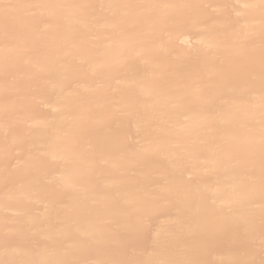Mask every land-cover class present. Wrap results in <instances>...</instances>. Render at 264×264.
I'll list each match as a JSON object with an SVG mask.
<instances>
[{
	"label": "bare ground",
	"instance_id": "1",
	"mask_svg": "<svg viewBox=\"0 0 264 264\" xmlns=\"http://www.w3.org/2000/svg\"><path fill=\"white\" fill-rule=\"evenodd\" d=\"M0 264H264V0H0Z\"/></svg>",
	"mask_w": 264,
	"mask_h": 264
}]
</instances>
